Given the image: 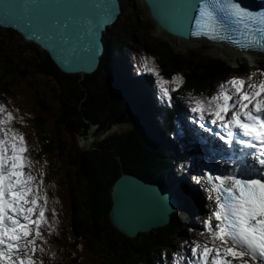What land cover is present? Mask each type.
<instances>
[{
    "label": "trees",
    "instance_id": "16d2710c",
    "mask_svg": "<svg viewBox=\"0 0 264 264\" xmlns=\"http://www.w3.org/2000/svg\"><path fill=\"white\" fill-rule=\"evenodd\" d=\"M127 2L124 0L125 8ZM128 25L123 24L122 31L117 34H106V51L95 75L82 77L80 74H66L47 54L44 58L41 57V73L53 80L54 85L51 88L53 90L49 92L52 99L46 101L42 96L44 99H40L38 114L32 123L35 129H40L41 132L37 129L38 133L43 134L39 136L43 139L45 153H53L58 149L67 154V165L72 169L75 179L74 188L69 194L73 208V236L79 240L78 248H75L78 252H68L62 264H156L157 251L160 248L175 247L179 241L175 238L186 232L182 226H186L188 217L181 212L173 215L170 227L165 229L161 236L159 231L148 238H128L120 233L110 220L111 190L122 173H135L150 182L162 183L171 179L170 154L173 151L170 145H165L168 140L169 127L166 122L169 124V116L165 117L166 122L159 120L156 124L154 112L150 109L151 85L146 82L145 77L131 80L126 75L115 72L114 64H117L120 54L124 49H131L137 39L134 36L138 31L137 27ZM30 46L39 58V51L35 46ZM143 46L150 48L145 43ZM166 54L170 55L168 52ZM177 56L169 57L168 63H171V68L175 71L182 72L185 88L198 93L210 92L220 80L239 70L228 63L205 60L203 57L198 61L200 58L197 54L188 56L180 53ZM2 63L7 64V59L1 50L0 64ZM161 65L164 68L163 64ZM171 73L172 71H163V74ZM22 77L27 78L25 75L16 76L13 70L6 66L0 73V90L11 89L16 80ZM79 105H84L83 109ZM122 112L133 123L132 129L129 128L130 132L125 131L122 134V139L121 134H117L122 144L112 143L105 146L107 140L115 136L113 135L103 140L104 143L95 145L103 150L107 148L108 152L102 153L100 149L94 150L96 148L92 151L86 148L85 152H82L78 142L74 146V154L65 151L62 134L72 136L82 128L86 136L91 124H96L98 130H103L109 121ZM84 118L89 119L90 123L84 124ZM44 129L45 131H42ZM81 177L86 179V187L84 181L79 179ZM188 216H191L190 213ZM84 242L88 245H85V253L81 250ZM87 251L94 257L91 258L90 254L88 256Z\"/></svg>",
    "mask_w": 264,
    "mask_h": 264
},
{
    "label": "snow or ice",
    "instance_id": "6c2138e0",
    "mask_svg": "<svg viewBox=\"0 0 264 264\" xmlns=\"http://www.w3.org/2000/svg\"><path fill=\"white\" fill-rule=\"evenodd\" d=\"M224 18L264 32V8L252 11L238 0H201L197 23L203 20L206 28L215 31L216 23ZM228 85L206 102L212 122L219 121L230 130L226 136L216 135L229 144L237 132L247 137L239 143L257 150L252 153L254 162L264 170V79L253 84L237 77ZM195 104L192 111L203 118L205 102ZM4 111L0 105V112ZM12 119L7 112L0 126ZM0 132V264H42L35 253L44 251L37 247V240L43 239L41 226L47 222V197H41L37 178L25 171L32 161L25 155L23 134L4 127ZM234 165L247 178L240 174L215 177L214 190L220 195L212 216L217 223L213 225L211 217L204 221L211 239L191 250L201 264H264V171L253 175L257 169L252 165L238 161Z\"/></svg>",
    "mask_w": 264,
    "mask_h": 264
},
{
    "label": "water",
    "instance_id": "95a60500",
    "mask_svg": "<svg viewBox=\"0 0 264 264\" xmlns=\"http://www.w3.org/2000/svg\"><path fill=\"white\" fill-rule=\"evenodd\" d=\"M126 1L132 5V0ZM142 2L153 22L154 35L158 38H152L153 42L145 45L152 49V55L157 58L159 65L163 64L166 71H175L171 68V63H168L169 57L177 58V54L180 53L188 56L193 54L175 52L174 49L180 47L174 46L156 30L185 40L190 35L194 14L199 10L201 0H142ZM124 10V0H0V28L12 36L15 34L22 38L27 46L25 51L28 52L29 49L30 52H34L40 64H43L42 59L47 54L62 72L85 76L99 69L105 51L106 34L117 25ZM128 24L129 27H141L135 19ZM152 43L156 46L154 47ZM30 45L39 51V58ZM1 50L7 59L8 68H11L16 76L30 77L33 70L48 77L41 73L42 68L36 69L30 64H24L27 58L23 55L24 52L18 56L14 55L11 46L5 42L1 45ZM167 52L170 53L169 56ZM197 56L205 57V60L227 63L222 59L208 58L199 53ZM201 59L203 58L198 61ZM15 86H18L17 81ZM0 93L10 96L11 89L0 90ZM130 123L129 117L122 112L108 123L99 137H105L122 124L128 127ZM64 130L67 131L65 128ZM79 142L81 143L80 140ZM83 145L88 147V141L86 140ZM65 151L69 150L65 148ZM111 198L112 207L109 213L111 223L128 238L143 236L148 238L159 231L161 236L164 230L170 227L171 217L176 208L171 193L159 184L146 183L133 173L121 174L112 187Z\"/></svg>",
    "mask_w": 264,
    "mask_h": 264
},
{
    "label": "rangeland",
    "instance_id": "374dc122",
    "mask_svg": "<svg viewBox=\"0 0 264 264\" xmlns=\"http://www.w3.org/2000/svg\"><path fill=\"white\" fill-rule=\"evenodd\" d=\"M132 5H130L129 2H127V8H125L122 16L117 22V25L113 27V33L117 34L118 32L122 31L123 24L130 23V21H133L135 19V22L140 23L141 27H137V32L134 33V36L136 39V42H134V46L132 47V51H134V55H137L140 63L144 65L147 69L154 71V68L159 69V63L157 58L152 57L153 51H151V48L144 47V43L150 44L152 41V38H157L154 35L153 29L154 25L153 22L151 21L147 8L145 4L142 2V0H132ZM133 8V9H132ZM135 12H134V11ZM135 13V14H134ZM135 15V16H134ZM158 39V38H157ZM161 40V39H160ZM163 41V40H161ZM7 43L8 45L11 46L14 55L18 56L22 52H24L23 55H25L27 58L24 62V64H30L34 68H38L40 63L38 59L35 57L36 54L34 52H30L28 49V52L25 51V48H27L26 43L23 41L22 38L19 36H16L15 34L10 35L6 32V30L0 28V48L3 43ZM166 43V41H163ZM132 44V42H130ZM204 44L200 47L198 46H189V47H183L181 46L175 52H188L189 54H202L208 58H218L226 61L228 64H231L234 67L240 66L239 70H244L246 68L245 61H248V65L250 67H264V58H261L259 60H254L253 56H243L242 60L232 62L230 60H227L226 56L224 55H217L214 54L211 50L214 47V44L211 42H203ZM154 46V43H152ZM156 46V45H155ZM154 46V47H155ZM162 47V45L160 46ZM1 54V50H0ZM34 56V57H33ZM260 57V56H259ZM20 59H23L19 57ZM205 58V57H203ZM4 65V66H3ZM8 64L2 63L0 64V73L5 69V67ZM33 68V69H34ZM129 68V67H128ZM30 69V68H28ZM31 70V69H30ZM139 73L143 74V70L140 68L136 69ZM135 70V71H136ZM32 73L30 74V77L26 76L27 78L23 79L18 78L16 81L18 82V86H13L11 88V95L10 96H5L4 94L0 93V104H10L12 106H15L20 114L24 118H22L25 126L24 128L28 129V135L31 138L33 144L35 147H39V149H42L43 154L44 148L43 144L41 143L43 139L40 136H43L42 133H38L37 129L40 131V129L37 127V129L34 128L32 121H35L34 118L38 114L37 108L40 104V99L42 96L45 98V100H50V90L52 86L54 85V81L51 80L50 78L38 74V72H35L31 70ZM97 72L94 71V73L90 75H95ZM84 77L83 75H81ZM42 98V99H44ZM44 104V103H43ZM55 107V104H54ZM80 108L83 109L84 105H79ZM111 107V105H109ZM82 111V110H81ZM101 116V115H100ZM103 117V116H102ZM50 122L53 123V120ZM83 123L89 124L90 121L89 119H83ZM133 125L130 124L129 128L132 129ZM127 128V127H126ZM125 129V125L122 124L117 128L116 130L107 133L105 137H99L101 136V132H99L96 128V126L93 124L90 125L89 131L87 132L86 138H84L83 134V129H81L79 132H75L72 136L69 135H63L62 134V139L63 140V146L64 149L66 148L67 150L70 151V153L74 154L75 149L74 146L76 145L77 139H80L81 143L85 144V141H88V147L91 151L93 148H96L94 150L99 151L104 153L108 152V149L105 148L104 150L102 148L95 147L96 143H100V139L102 140H107L109 137L115 135L113 138H110L107 140L106 145H111L112 143H121V140L119 139V136L117 134H121L123 130ZM42 131H45L42 130ZM36 132V134H35ZM41 132V131H40ZM93 133V134H92ZM40 134V136H39ZM42 134V135H41ZM123 134V133H122ZM122 134L120 135V138L122 139ZM108 143V144H107ZM122 144V143H121ZM104 146V147H105ZM41 147V148H40ZM86 148H83L82 152H85ZM63 151V149H62ZM44 157L42 159L46 160L47 163V178L48 182L51 184L50 188V196H51V211L48 209L47 214L48 217L51 219L47 225H52V231H51V236H49V241L47 242L40 239L37 240V247H39L40 242V248H43V255L41 258H43L44 264H62V261L67 258V253L68 252H78L75 248L77 247V244L79 240L73 236V227H72V211L73 208L71 205V197L69 194V191L74 188V175L72 169L67 165V156L61 152V150L56 149V152L53 153H45ZM39 155H42V152H40ZM87 177V176H86ZM80 180L84 181V187H86V182L83 177L79 178ZM182 179H186L187 183L189 182V177L188 174L185 176H182ZM177 184V182H176ZM177 187V186H176ZM191 192V190H189ZM88 192V191H87ZM192 194L195 193L193 192L192 189ZM184 199L183 203L186 205L187 204V198H185L183 195H181ZM190 200V199H188ZM189 205V204H188ZM187 207H191L190 205ZM183 214V213H182ZM184 215V214H183ZM185 216V215H184ZM189 222L193 220V218L187 219ZM186 220V221H187ZM191 228V227H189ZM195 231L199 232L201 230H205L207 232V229L204 228L202 224V220L199 222V228L194 229ZM43 231V229H42ZM208 233V232H207ZM43 236V232H42ZM55 237V239H53ZM82 240V239H81ZM80 240V243L82 242ZM85 245L87 243L84 242L82 244L81 250H84L83 253H85ZM85 248V249H84ZM93 250V248H91ZM80 250V249H79ZM90 250V249H89ZM90 250V251H92ZM88 256L90 254L91 258L94 257L89 251H87ZM37 252L35 253V257L37 259ZM101 263V262H100ZM99 263V264H100Z\"/></svg>",
    "mask_w": 264,
    "mask_h": 264
},
{
    "label": "bare ground",
    "instance_id": "6f19581e",
    "mask_svg": "<svg viewBox=\"0 0 264 264\" xmlns=\"http://www.w3.org/2000/svg\"><path fill=\"white\" fill-rule=\"evenodd\" d=\"M161 36H163L164 38H166L168 41H170L174 46H176V47H181V46H183V47H189V46H198V47H200V46H202L204 43L203 42H206L204 39H197V40H195V39H191V40H184V39H181V38H179V37H176V36H171V35H168V34H166V33H164L162 30H159V29H157L156 30ZM214 44V47L212 48V52L214 53V54H217V55H224V56H226L227 58V60H230V61H232V62H236V61H239V60H242L243 59V56H244V54H242V53H239L236 49H233V48H230L227 44H219V43H213ZM250 56H253V59L255 60H259V59H261L262 58V55H260V54H256V53H252V54H250ZM260 56V57H259ZM115 68H117V72H119V73H124V72H126L127 70H128V66L125 64V63H119V64H117V67H115ZM136 73H137V75H138V78H144V72H143V74H141V73H139L137 70L135 71ZM88 91V90H87ZM82 128H79V130L78 131H80ZM114 129H116L115 127H114ZM226 131V130H225ZM93 134V133H92ZM238 135L240 136V137H243V135L242 134H240V133H238ZM123 137V136H122ZM244 138H247V137H244ZM104 143V142H103ZM108 144V143H107ZM229 144V143H228ZM232 144V143H231ZM230 145V144H229ZM228 146V145H227ZM241 150H242V145H241ZM254 151L253 150H251V149H248L247 151H246V156H245V159L248 161H246L244 158H243V156H239V160H244V162H246V164L247 165H252L253 167H255L256 168V164H255V162H254V159H253V155H252V153H253ZM133 174H135V173H133ZM135 175H137V174H135ZM179 180H181V183L178 181L177 182V184H178V187H179V189L180 190H184V189H187V190H191V188L190 187H187V184H186V181H185V179H179ZM159 181V180H158ZM201 188H199V190H200ZM193 192H197V189H193ZM191 208V210L193 209V210H197V209H195V208H192V207H190ZM178 214V213H177ZM162 248H160V250H161Z\"/></svg>",
    "mask_w": 264,
    "mask_h": 264
},
{
    "label": "clouds",
    "instance_id": "9594fccd",
    "mask_svg": "<svg viewBox=\"0 0 264 264\" xmlns=\"http://www.w3.org/2000/svg\"><path fill=\"white\" fill-rule=\"evenodd\" d=\"M114 27V26H113ZM113 27L111 28V32L113 33V31H112V29H113ZM110 33V32H109ZM185 40H187L186 38H185ZM105 41V40H104ZM132 49V48H131ZM130 48L127 50V51H129V52H131L132 50H131ZM125 51V50H124ZM250 54L251 53H249V54H244V57H245V55L246 56H250ZM152 55V54H151ZM260 55H262V58H264V54H260ZM121 57H123V52L120 54V57L117 59V64H119V63H125L124 62V60L121 58ZM152 57H154V55H152ZM155 58V57H154ZM115 59H116V55H115ZM117 64L115 63L114 64V67H117ZM231 65V64H230ZM243 65H246V67H247V69L245 68L244 70H242V68H241V70L240 71H237L236 73H232V74H230L229 76H237V74H243V73H245V72H248L249 70H250V65H248V61H245V64H243ZM232 66V65H231ZM113 67V68H114ZM234 67V66H233ZM236 68V67H235ZM240 68V66H238V69ZM159 69H160V73L161 74H163V71H165L164 69L165 68H163L161 65H159ZM99 70V69H98ZM98 70H97V72H98ZM115 72H116V74L117 73H119V72H117V68H115ZM178 74V73H182L181 71H172V73L171 74H167V75H173V74ZM81 75V74H80ZM87 75H90V74H87ZM119 75V74H118ZM121 75H126V77L128 78V79H131L132 80V78L134 77H132V75L129 73V71H126V72H124V73H121ZM130 75H131V77L132 78H130ZM86 76V75H85ZM139 78H136V80H138ZM133 80H135V79H133ZM150 99H151V101H152V103L153 104H151V107L150 108H152V105H153V108L155 109V110H159V111H161V109H162V117L164 118V117H166V112H164V107H163V105H162V103H161V109H160V107H159V105H160V101L158 100V101H156L155 102V100H156V98H152V97H150ZM172 100H173V98H172ZM175 100V99H174ZM172 102H174V101H172ZM159 103V104H158ZM157 104H158V106H157ZM153 112V111H152ZM157 113V112H156ZM119 115V114H118ZM117 115V116H118ZM155 115V114H154ZM116 116V117H117ZM115 117V118H116ZM114 119V118H113ZM112 119V120H113ZM159 120L160 121H163L162 120V118H159L158 117V115L156 116L155 115V122H156V124H157V122H159ZM110 122V121H109ZM108 122V123H109ZM108 123H107V125H108ZM156 124H155V126H156ZM95 126H96V128H97V130H98V126L96 125V124H94ZM107 125L104 127V129L107 127ZM103 129V130H104ZM103 130H98L99 132H102ZM129 129H128V127L126 128L125 127V129L123 130V132H121V134L122 133H124L125 131L128 133L129 131H128ZM29 132V131H28ZM76 132H79V131H76ZM84 135V134H83ZM87 136V135H86ZM86 136L84 135L83 137L84 138H86ZM79 140L80 139H77V142H78V145H79V147H81V149H83V148H86V147H84V145H83V143L81 144L80 142H79ZM106 140V139H105ZM100 141L101 142H103V140L102 139H100ZM65 155H67V154H65ZM116 182V181H115ZM114 185V184H113ZM182 228H184V230L185 231H187L186 230V226H182ZM49 236L50 235H46V234H44V237H43V240L44 241H46L47 240V242L49 241ZM178 236H180V237H176L175 238V240H183V238L184 237H186L187 236V234H186V232H184V233H180V235H178ZM53 239H55V237H53ZM179 243V241L177 242V244ZM39 245H40V243H39ZM66 259V258H65Z\"/></svg>",
    "mask_w": 264,
    "mask_h": 264
}]
</instances>
